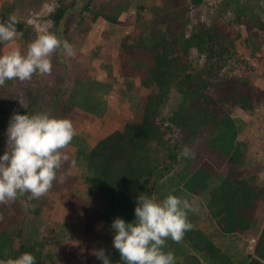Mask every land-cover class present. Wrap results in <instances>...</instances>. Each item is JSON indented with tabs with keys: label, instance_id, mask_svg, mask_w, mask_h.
I'll list each match as a JSON object with an SVG mask.
<instances>
[{
	"label": "trees",
	"instance_id": "16d2710c",
	"mask_svg": "<svg viewBox=\"0 0 264 264\" xmlns=\"http://www.w3.org/2000/svg\"><path fill=\"white\" fill-rule=\"evenodd\" d=\"M16 1L29 11H37L41 6V0H14L2 6L3 20L15 15ZM64 1L49 12L52 26L48 31L71 46H79L98 20L119 27L134 25V32L120 40L118 71L121 75L135 74L141 86L152 90L139 106L136 104L134 121L105 135L87 152L84 146L77 147V155L86 162L94 195L89 201L80 199L70 210L96 215L112 233L110 225L114 218L121 217L126 222L135 219L139 195L154 199L157 196L158 202L169 194L191 201L206 192L204 216L210 217L221 235L237 239L249 233L257 223L259 204L264 202V183H257V178L247 169L246 155L236 143L238 132L233 113L253 111L264 105V89L233 73L232 57L241 38V28L252 42L257 43L261 37L264 42L261 36L264 6L259 5L263 0H251L255 6H240L230 20L216 16L210 23L201 20L198 14L191 15L205 0H151L149 6H146L148 0H137L140 3L135 5L134 16L126 22L120 20L121 15L130 11L135 0L133 3L132 0H84L69 5ZM223 4L225 8L228 6ZM74 14L78 20L73 29H68ZM17 19V30L22 33L20 50L24 52L40 32L32 22ZM59 51H55L56 60ZM89 73L82 68L73 75L62 76L60 80H67L68 88L63 91L64 81L56 86L50 108L46 109L50 116L71 122L92 121L91 112L82 111V102L71 98L76 91L87 88ZM16 81L0 85V155L5 151L1 127L16 97ZM110 81L115 82L116 78ZM122 87L128 91L129 98L132 86ZM172 91L181 98L166 114ZM25 113L32 114L30 109L20 114ZM185 146L192 150L194 158L181 156ZM201 153L206 154L205 158H200ZM177 165H183L184 170H180L168 185L171 190L163 195L162 182ZM213 181L215 185L210 187ZM20 200L18 196L14 202L0 204V258H15L30 252L37 264H42L50 256L47 243L24 233L19 220ZM39 214V209L33 211V216ZM193 214L188 213L191 224ZM254 236L252 254L247 258L264 261V219L261 230ZM181 241L190 253L176 264H244L234 258L232 250L217 246L193 226ZM68 253L70 264H90L88 255L78 246L70 247Z\"/></svg>",
	"mask_w": 264,
	"mask_h": 264
},
{
	"label": "rangeland",
	"instance_id": "374dc122",
	"mask_svg": "<svg viewBox=\"0 0 264 264\" xmlns=\"http://www.w3.org/2000/svg\"><path fill=\"white\" fill-rule=\"evenodd\" d=\"M13 1L0 0V21H3L1 17L2 6ZM73 1L83 2L84 0H66L64 2L69 5ZM61 2L62 0H41L39 10L29 11L21 7L20 3L16 1L15 16L26 23L32 22L40 34L51 33L48 29L51 28L52 22L48 14L56 7L63 5ZM136 2L137 0L134 3L132 0L133 5L130 11L121 15L120 20L122 22L132 20L135 5L140 3ZM223 3H228V6L225 8ZM150 4L151 0H148L146 6ZM245 4L255 6L251 0H235V2L234 0H205L198 10H192L191 15L198 14L201 20L206 23H210L216 16L230 20L233 18L234 10ZM259 5L264 6V0ZM73 16L68 29H73L78 20L77 14ZM262 18L264 20V16ZM234 28L237 30L239 27ZM240 31L241 38L236 42L235 55L232 57V71L264 89V42L262 37L257 43H254L248 38L243 28ZM131 32H134L133 24L127 27H119L98 20L92 30L83 36L82 43L79 46H72L74 52L72 56H68L62 48L57 55L58 60L54 58L55 51L52 53L50 56L52 70L49 74L36 73L30 80L16 81V90L14 91L16 97L11 102L12 106L10 105L9 113L5 115L6 120L1 127L5 150L7 147L6 129L13 113H22L24 109H30L32 114L44 113L46 109L50 108L56 86L64 81L60 80L62 76L73 75L75 71L82 68L90 72L88 74L90 83L89 85L86 84L87 88L80 89L81 92L80 90L76 91L71 98L77 103L82 102V111H90L89 115L92 116V121L72 122L76 135L70 145L63 150L69 156V160L65 161L58 170V177H63V179L54 181L53 187L37 199H31L30 194L21 196L19 220L24 233L28 234L29 238L47 243L46 251L50 256L42 264H70L68 251L70 247L75 245L88 255L90 264H102V261L94 255V251L101 248L105 250L110 261H113L112 264L121 261L120 253L114 249L112 244L113 234L100 223L97 216L73 211L70 210V207L76 206L80 199L89 201L94 195V189L88 180L89 172L86 169V162L77 155V147L84 146L83 149L87 152L105 135L114 130H120L124 124L134 121L138 111L136 104L138 105L142 100H145L152 91L141 86L135 74L129 72L127 75H121L118 71L120 40L124 35ZM16 48H21L19 37L12 41L3 42L0 46L2 55ZM228 70L229 68L226 69V72ZM112 77L116 78L115 82L110 81ZM64 83L68 85L67 80ZM95 83L100 84L99 88L94 85ZM127 84L132 86L129 98L127 97L128 91L122 87ZM26 91L32 92V94ZM180 98L177 93L171 92L165 110L166 114H169L177 106ZM135 106L137 110L134 109ZM233 118L238 132L236 143L241 146L246 155L247 169L251 175L257 178V183L263 184L264 105H259L253 111L236 110L233 113ZM205 155L201 153L200 158H205ZM72 160L76 161L75 167L72 166ZM180 170L183 172V165H177L164 179L162 182L164 184L163 195L171 190L168 185L175 179ZM214 182L216 181L210 182V187L215 185ZM173 186L175 185L173 184ZM180 198L184 199L183 197ZM207 200L208 194L205 192L200 197L190 201L197 209L195 215L193 214L192 226L199 229L217 246L232 250L234 258L244 264H264V261L256 257L247 258L248 255L252 254L250 241L255 237L254 233H258L263 225L264 202L259 204L255 215L257 223L251 231L237 237V239H230L217 231L214 222L210 221V217L204 216L206 215L204 211H206ZM35 209L40 210L37 217L33 216ZM164 250L172 251L176 262H181L184 256L190 253L182 241L176 242L171 238L166 240Z\"/></svg>",
	"mask_w": 264,
	"mask_h": 264
},
{
	"label": "clouds",
	"instance_id": "9594fccd",
	"mask_svg": "<svg viewBox=\"0 0 264 264\" xmlns=\"http://www.w3.org/2000/svg\"><path fill=\"white\" fill-rule=\"evenodd\" d=\"M18 23L15 15L0 21V43L22 36L17 30ZM61 48L68 56L74 54L66 40L45 33L30 42L24 52L16 48L0 55V85L12 80H30L36 73L49 74L52 70L50 56ZM75 135L76 130L68 119L55 118L48 113H13L6 129L7 147L0 155V204L14 202L25 194L37 199L53 187L54 181L62 180L57 171L69 160L63 150ZM181 156L194 158V153L185 146ZM72 166H76L75 160ZM195 211L192 202L176 195L169 194L159 202L139 195L134 208L135 219L126 222L116 217L110 225L112 244L120 253L122 264H176L174 253L164 250L166 240L181 241L192 228L188 213ZM252 246L251 242V249ZM94 255L102 264H112L104 249L95 250ZM0 264H37V260L32 253L24 252L15 258H0Z\"/></svg>",
	"mask_w": 264,
	"mask_h": 264
},
{
	"label": "crops",
	"instance_id": "0c3cea01",
	"mask_svg": "<svg viewBox=\"0 0 264 264\" xmlns=\"http://www.w3.org/2000/svg\"><path fill=\"white\" fill-rule=\"evenodd\" d=\"M68 75H71V74H68ZM67 84H68V81H67ZM96 86V85H95ZM97 87V86H96ZM68 88V85H66V88H64L65 90ZM83 113V112H82Z\"/></svg>",
	"mask_w": 264,
	"mask_h": 264
},
{
	"label": "built area",
	"instance_id": "2783aa9c",
	"mask_svg": "<svg viewBox=\"0 0 264 264\" xmlns=\"http://www.w3.org/2000/svg\"><path fill=\"white\" fill-rule=\"evenodd\" d=\"M251 242L254 244L255 243V239H252Z\"/></svg>",
	"mask_w": 264,
	"mask_h": 264
}]
</instances>
